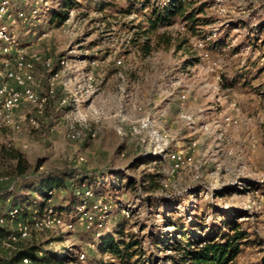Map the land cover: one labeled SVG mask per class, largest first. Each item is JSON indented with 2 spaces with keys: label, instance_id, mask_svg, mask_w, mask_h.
Returning <instances> with one entry per match:
<instances>
[{
  "label": "rangeland",
  "instance_id": "obj_1",
  "mask_svg": "<svg viewBox=\"0 0 264 264\" xmlns=\"http://www.w3.org/2000/svg\"><path fill=\"white\" fill-rule=\"evenodd\" d=\"M74 1L69 20L48 23L47 36L28 49L54 61L52 67L37 64L33 73L35 88L49 93V102L43 112L24 102L17 110L21 127H0V154L18 148L33 166L41 163L40 171L67 169L77 179L87 177L83 187L102 198L107 212L79 223L76 208L63 214L75 219L73 226L35 231L15 244L1 239L3 264L30 245L42 247L40 256L60 252L65 264H86L77 261L81 253L94 264H118L100 245L119 237V225L141 239L145 264H175L177 253L165 248L167 241L181 239V229L197 241L221 229L227 233V213L241 216L264 242V0H195L212 20L207 32L226 45L208 47L176 17L159 28L174 36L173 45L149 55L131 42L147 25V0ZM55 2L54 10L62 9L63 0ZM15 66L14 59L0 58V85ZM55 66L60 72L52 80ZM165 141L169 151L182 152L179 166L158 152ZM9 168L0 158V188L14 183ZM156 172L157 188L145 192L143 177ZM116 173H124L123 180ZM127 177L138 181L136 192L126 188ZM72 181L53 191L51 205L78 194ZM9 203L0 197L1 214ZM263 256L264 243L245 245L237 261L254 264Z\"/></svg>",
  "mask_w": 264,
  "mask_h": 264
},
{
  "label": "trees",
  "instance_id": "obj_2",
  "mask_svg": "<svg viewBox=\"0 0 264 264\" xmlns=\"http://www.w3.org/2000/svg\"><path fill=\"white\" fill-rule=\"evenodd\" d=\"M62 9L54 10V19L63 23L69 16L67 8L72 7L76 1L63 0ZM77 4V3H76ZM103 6V5H102ZM143 9L149 8L150 11L145 15L147 25L141 27L131 39L133 46L142 49L145 55L152 54L154 50L160 48H170L174 42V36L168 31H159L164 25L172 24L173 20L178 17L185 23L187 29L195 36H199L210 48H218L226 45L223 39H214L212 34L207 32L208 26L212 20L210 17L203 15L205 5L198 4L195 0H165L164 2H154L147 0L143 3ZM103 8V7H102ZM105 8V7H104ZM133 7L126 9L125 13H131ZM104 10V9H103ZM264 28V23L260 25ZM154 33V38L151 34ZM145 39L141 43V40ZM184 42H188L187 40ZM180 45L178 44V47ZM181 47V46H180ZM200 59H195L194 64H198ZM58 66H55L53 73H57ZM48 94V93H47ZM159 156V155H158ZM0 158L7 162L10 166L8 170V180L14 182L10 187L0 188V197L9 200V207L0 215L6 213L11 206L21 205L26 202H35L37 207L43 208L51 205L53 191L67 187V180L71 179L75 188H79L78 194L72 191L67 204L53 205L59 212L63 214L72 213L80 204L90 199L85 195L83 186L88 181L87 177L75 178L73 171L62 169L59 171H40L41 163L33 166L26 158L24 153L18 148L2 149ZM115 176L121 177L123 180L124 173H116ZM160 173H149L143 177L148 181V185H143L145 192L155 190L160 182ZM120 182H123V181ZM138 181L133 177H127L125 186L128 190L136 192ZM40 194L38 198L36 194ZM239 215L230 216L225 214L223 227L228 228V232L221 229L214 235H209L204 240H195L190 236L186 229H181L179 234L181 239L175 238L173 243L167 241L165 248L175 250L177 256L173 260L175 264H241L237 261L239 253L243 246L261 245L263 240L256 232H251L243 226V222ZM70 222H75L74 218H67ZM8 228V227H7ZM9 230V229H8ZM5 226L0 225V233L4 234ZM119 237L108 236L101 239V248L104 252L114 256L118 264H145L149 263V259H144L145 251L142 249V241L134 232H126L122 225L117 227ZM160 241H156L155 246L159 247ZM42 247L30 245L16 249L11 258V264H22L23 257H29L30 263L33 264H65L60 252L47 251L46 255L40 256ZM78 261V259H77ZM254 264H264V256Z\"/></svg>",
  "mask_w": 264,
  "mask_h": 264
},
{
  "label": "built area",
  "instance_id": "obj_3",
  "mask_svg": "<svg viewBox=\"0 0 264 264\" xmlns=\"http://www.w3.org/2000/svg\"><path fill=\"white\" fill-rule=\"evenodd\" d=\"M55 5V0H0V58L6 61L14 59L16 63L15 68L6 69L8 80L0 85V127H21L22 117L17 116V110L24 102L31 103L39 112H43L49 102V93L42 95L35 88L33 73L37 64L44 63L47 67H52L54 61L51 57L43 58L34 51L29 53L28 49L34 46L36 40L47 36V24L54 20ZM68 20L69 18L64 22ZM59 60L60 66L66 64L64 58ZM59 72L60 69L51 79L54 80ZM53 92L51 87L50 94ZM63 102H66V99ZM28 121L34 127L40 125L35 117H29ZM79 135L77 130L71 134L73 138ZM158 152L165 154L176 166L184 162L182 152L169 151L167 141L160 144ZM84 192L92 199V204H81L77 207L78 222L92 223L97 218L98 210L107 212V204L100 197L94 198L92 189H85ZM63 224L73 226L75 222L68 221L53 205L39 208L35 202H26L11 206L5 214L0 215V225L9 226L7 233H0V240L15 244L21 239L29 238L35 231ZM79 261L94 264L87 259L85 253L80 254ZM30 262L29 257H23L21 260L22 264ZM0 264H3L1 259Z\"/></svg>",
  "mask_w": 264,
  "mask_h": 264
}]
</instances>
